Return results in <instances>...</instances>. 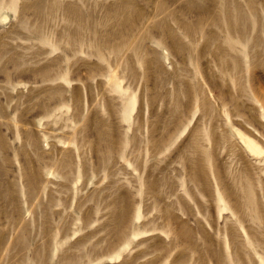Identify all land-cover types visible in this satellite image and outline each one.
<instances>
[{"label":"rangeland","instance_id":"374dc122","mask_svg":"<svg viewBox=\"0 0 264 264\" xmlns=\"http://www.w3.org/2000/svg\"><path fill=\"white\" fill-rule=\"evenodd\" d=\"M0 264H264V0H0Z\"/></svg>","mask_w":264,"mask_h":264},{"label":"bare ground","instance_id":"6f19581e","mask_svg":"<svg viewBox=\"0 0 264 264\" xmlns=\"http://www.w3.org/2000/svg\"><path fill=\"white\" fill-rule=\"evenodd\" d=\"M240 134L247 140V143L250 146L251 150H253L254 152H261L262 151L259 144L253 138L245 135L243 132H240Z\"/></svg>","mask_w":264,"mask_h":264}]
</instances>
